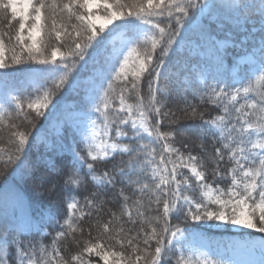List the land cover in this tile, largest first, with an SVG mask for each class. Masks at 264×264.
<instances>
[{
  "label": "snow or ice",
  "instance_id": "1",
  "mask_svg": "<svg viewBox=\"0 0 264 264\" xmlns=\"http://www.w3.org/2000/svg\"><path fill=\"white\" fill-rule=\"evenodd\" d=\"M222 10L226 12L228 22L248 32L241 41L244 50L233 65L242 71L230 77L231 83H228L205 69H198L197 83L203 85L208 101L219 107L223 114L205 119L203 113L189 105L190 110H184V117H198L203 121L220 146L213 145V152L205 157L191 152L185 154L168 143L173 131L161 130L160 125L165 118H171L169 122L174 123L177 116L176 113L162 111L163 93L156 84L165 75L162 71L165 57L178 48L183 50V42L190 40L196 32L205 38L203 26L194 25L196 18H211ZM9 11L12 20L18 22V28L13 29L14 35L0 31V69L10 66L4 57L5 35L9 42L15 40L11 64L32 62L56 65L59 57L61 63L56 66L64 72L55 85L56 89L68 82L70 72L91 60L94 67L86 78L89 90L85 92L88 107L76 125L77 132L87 141V157L91 161L106 162L117 155H126L127 163L119 167L121 176L131 179V175L135 174L137 183L150 177L151 182H144L140 192L142 195L150 193L153 198L151 202L157 205L155 209H150L154 214L147 218L143 211L136 209L137 216L143 218L142 223L146 222L150 231L141 227L135 234H130L132 229L126 230L122 224L113 230L112 220H109L101 226L103 234L83 242L74 238L79 251L67 258L56 247L60 238L77 230L72 221L66 218L65 224L70 232H58L52 241L51 252L41 246L40 264H94L89 259L93 255L99 256L103 264H163L173 251L178 253L177 264H191V257L188 261L184 260L183 250H191L195 238L186 228L171 223L172 219L181 217L185 223L188 220L214 222V227L230 225L264 233V0H52L51 3L49 0H0V19L6 18ZM117 21L124 23L117 24L116 29L105 35L106 29ZM248 24H252L251 29L246 27ZM119 29L124 30L123 41L117 46L113 33ZM73 32L75 39L62 52V35L72 38ZM53 36L56 44L48 42ZM232 44L228 40L213 41L206 53L201 55H207L218 65L222 64V53ZM157 48H160V52L153 64ZM145 74L146 97L141 90V80ZM129 75L132 80L128 79ZM114 81L121 82L118 107L111 102L116 93ZM222 84L224 87H221ZM255 85L261 87L256 88ZM125 93L134 94L135 104L126 103ZM241 94L243 103L230 108L229 103L237 101ZM4 104L8 106L12 121L8 134L13 151L7 162L18 161L17 167L30 174L31 165L26 166L22 156L30 143L29 137L34 142L36 136L27 127L18 129L23 125L35 127L36 120L44 115V110L49 105L55 107L53 92L45 90L42 97L27 102V108L34 116L23 111L25 105L17 96H11L10 100L6 96ZM93 109L100 114L96 119L93 118ZM4 111L0 109V119H3ZM21 116L23 120L18 124L16 121ZM98 120L103 122L105 138L102 153L97 150L100 146L96 144L99 133L94 126ZM90 127L91 136L88 135ZM129 135L138 141L143 140L144 136L149 140L138 146L126 144L119 147L118 142H123ZM157 144L160 150L155 147ZM71 156L72 166L67 170L58 166L54 158L43 161V165L48 173L62 175L65 187L77 188L85 180L80 168L87 163V159L74 150ZM206 159L213 164L210 171L217 183L215 189L208 182ZM87 168V177L95 181L94 164L87 163ZM115 180L113 174L105 171L103 184L115 185ZM221 181H228L226 188L219 187ZM55 188L56 182L53 180L50 189ZM196 190L204 192L205 197L196 199L189 195ZM214 191L217 193L215 196L211 195ZM121 195L124 204L120 215L127 216L129 222L135 224L132 208L140 200L129 205V196L124 195L123 191ZM67 206L69 209L78 206L75 197ZM113 217L119 220L115 213ZM102 240L105 242L102 243ZM113 240L114 244L108 243ZM15 247L18 264H37L33 259L34 246L29 245L26 249L16 241ZM248 247L253 252L258 247L264 257V238L258 245ZM126 248L131 249V254L125 251ZM0 249L4 250L0 264H12L6 239L0 243ZM205 264L214 262L206 259ZM260 264H264V259Z\"/></svg>",
  "mask_w": 264,
  "mask_h": 264
},
{
  "label": "trees",
  "instance_id": "2",
  "mask_svg": "<svg viewBox=\"0 0 264 264\" xmlns=\"http://www.w3.org/2000/svg\"><path fill=\"white\" fill-rule=\"evenodd\" d=\"M52 0H49L51 3ZM226 12L220 11L218 14L208 17H197L194 21V25H202L205 38H201L199 32H196L191 36L190 40L185 42L195 41L197 43H203L202 47L206 50L209 44L214 40V37L232 39L235 42H240L248 35L247 31L236 28L232 23L226 20ZM124 21H119L118 24H123ZM251 29L252 24L246 26ZM18 28V22L12 20L10 11L6 18L0 19V31L4 33H12L13 29ZM117 25L113 28H108L105 31V35L112 29H116ZM69 31L71 29L69 28ZM42 38V37H41ZM72 39H75V33H72V38H68L62 35L61 51L67 50L66 46L72 44ZM50 44H56L54 36L48 41ZM4 43V57L5 62L10 63L8 68L0 69V109H5L3 119H0V243L6 239L9 249L11 251L12 264H18L15 258L16 247L15 242L19 241L27 249L29 245L34 246L35 254L33 259L40 264L41 255L40 248L44 246L49 252L53 247L52 241L56 238L58 232L64 230L70 232L65 224L66 218L71 220L73 226L77 229L76 232H70L66 237H62L57 241L56 247L60 249L64 257H70L76 254L79 249L74 242L75 240H88L96 237L98 234H103L102 225L112 220V228L119 227L121 224L127 229H132L130 234H135L141 227L150 231L146 222L142 223L141 217L137 216L136 209L144 212V217H150L154 213L150 209H155L157 205L152 203V197L149 194L142 195L140 192V186L144 182H151L150 177L141 179L138 183L137 176L131 175V179L128 176H121L119 167L124 166L127 163L128 157L126 155H117L114 159L105 161H91L87 157L88 144L87 141L77 136L76 132L72 131V128L66 126L67 134H73V141L68 140V136L65 137L66 146H63L57 139L54 141V148L48 151L46 155L49 158H54L61 168L67 170L72 166L71 151L79 153L85 156L87 163H93L95 166L96 179L93 181L87 177L88 168L87 163H84L80 168L81 174L85 177L83 183L77 188L65 187L63 176H57L53 173H48L44 167L42 160L38 157L35 151L36 140L33 142L32 137H29L30 143L25 147V152L22 156L24 164L31 165L30 174H27L25 169L18 168V161L15 163H8V156L12 154L13 146L9 143L8 128L12 121L9 119L8 106L4 104V98L7 96L11 99V96H17L22 103H24L23 111L31 116L34 113L27 108V102L34 99L36 96L44 93L45 90L53 92L55 98H59L63 101L71 100L74 98V93L71 92L73 84L82 83L81 80L84 76L90 73V69L93 66L91 60L77 70L69 73L68 82L60 89H56V81L54 80L53 73L57 68L56 65L61 63L59 57L57 58L56 65H39L32 62L11 64V56L13 53V46L15 40L11 42L8 40V36L3 38ZM244 49L239 48L236 44L233 47L227 48L222 53V64H217L209 57H200V55H191L181 51L179 48L175 52H171L164 58L165 63L162 68L164 77L157 81L156 86L163 93L162 111L170 113H176L177 119L174 123L169 122L171 118H165L160 127L162 131H173V135L169 138L168 143L174 147L179 148L181 152L187 154L191 152L194 155L205 157L206 154L210 155L213 152V145L219 147L215 139L212 137L211 132L207 129V126L203 124L198 117L186 118L184 117V110L188 109L189 105L196 107L198 112L204 114L205 119H209L216 115L223 114L219 107H215L208 101V97L204 95L203 85L197 83L198 69L209 68V73L216 75L218 79H222L231 83L230 70L234 65L235 58L239 57ZM18 51V49H17ZM160 48H157L154 55L153 64L158 57ZM62 69V68H61ZM242 71V69H241ZM240 71V72H241ZM141 80V90L145 97L147 96L146 80ZM23 81L22 83H20ZM215 83V81H209ZM114 87L120 89L121 83L114 81ZM221 87H224L222 84ZM239 87V85H237ZM256 88H260V85H255ZM255 96V93L252 94ZM203 96V101L201 100ZM238 98L237 101L229 103V107L232 105L238 106L239 103H243L242 99ZM130 100L135 102L134 94H130ZM228 103V101H225ZM147 103V99L145 100ZM87 105L83 107L87 109ZM14 108V105H13ZM99 113H95L93 109V118L99 117ZM23 120L21 116L16 122L19 124ZM51 123V118L41 116L36 120L35 127L29 125H23L18 130H23L25 127L29 128L33 135L47 128ZM97 127H103L102 120H98ZM89 136L91 134L88 133ZM149 139L143 138V140H136L130 135L125 143L128 145L139 143H145ZM163 143V141L161 142ZM151 147V145H149ZM155 147L160 150V145ZM63 152V154H59ZM213 164L210 159H206V169L208 170V182L213 187H217V183L214 182V178L211 174V168ZM105 171L113 174L116 178L115 185L103 184V177ZM43 177V179H42ZM56 182L55 190L50 189V182ZM228 181H221L219 183L220 188H226ZM129 196L128 204L132 205L136 200H140V203L132 208L133 218L136 223L129 222L127 216H121V208L124 204L123 196ZM99 193V195H94ZM75 197L78 206L75 209H69L68 203L71 202V198ZM91 201V203H89ZM214 209L215 205H212ZM160 214L162 215V205L159 206ZM113 213L119 220L113 217ZM26 219V220H25ZM173 225L179 224L181 228L193 229L199 227L198 222L188 220L183 222V218L172 219ZM159 227L158 225H156ZM91 234V235H89ZM224 232L219 233V236L224 235ZM123 235V234H121ZM215 235H217L215 233ZM93 242H96L93 240ZM102 243L105 241H101ZM108 243L114 244L115 241H109ZM153 242V247H154ZM119 247L118 245L116 246ZM125 251L131 254V249L126 248ZM4 255V250L0 249V256ZM94 264H103L99 256L93 255L89 257ZM178 253L173 251L170 253V258L163 262V264H177ZM224 262V261H223ZM225 263V262H224Z\"/></svg>",
  "mask_w": 264,
  "mask_h": 264
},
{
  "label": "rangeland",
  "instance_id": "3",
  "mask_svg": "<svg viewBox=\"0 0 264 264\" xmlns=\"http://www.w3.org/2000/svg\"><path fill=\"white\" fill-rule=\"evenodd\" d=\"M118 22L119 21L115 22L108 28L115 27ZM123 32V29H119L113 33V38L117 46H120L123 41ZM214 40H228L230 42H233L232 46L229 47H233L236 44L237 47L243 49L240 42H235L232 39L214 37ZM202 45L203 43H197L195 41L183 42L181 46L183 50L181 51L190 53L191 55H200V57H208L207 55H201V53H206L207 51V48L205 50ZM236 59L237 58H235V60ZM93 67L94 65L91 67L90 73L83 77V79L81 80L82 83L73 84L71 92L74 93V98H72L71 100L63 101L53 96V103L55 107L49 105L48 109L44 110V116L50 117L51 123L47 128L39 132V134L37 135L35 146V151L38 154V157L42 160V162L49 159L46 153L54 148L55 139L61 142L63 146H66V136H68L69 141H73L74 135L72 133L67 134L65 128L66 126L72 128V131L76 132L77 136L81 137V134H79L76 130V125L80 123V118L84 111L83 107L87 105L85 99V92L89 90V83L86 78L89 77V75L92 73ZM204 69L209 73V68ZM240 71L241 68L232 66L230 70V76L233 77ZM63 72L64 70L61 68H58L54 71L53 77L56 82H58L59 77ZM128 79L132 80V76L129 75ZM22 82L23 81H21L20 83ZM119 90L120 89H116L115 96L112 98L111 101L115 107L119 106ZM43 94L38 96L42 97ZM38 96H36L32 100H35ZM125 96L127 98L126 103L135 104V102L130 100V93H125ZM109 111H111V109H109ZM120 115H124V113H121ZM94 127L99 133L96 139V144L100 147L97 150L102 153L103 142L105 139L103 136V127ZM89 134L92 135L91 127L89 128ZM144 137L149 139L147 136ZM118 144L119 147H124L126 145L125 140H123V142H118ZM109 154H111L110 150ZM183 171L187 173V169H184ZM187 174L190 175V173ZM213 189H215V187H213ZM216 194L217 193L215 191L211 193V195L213 196H215ZM189 195L196 199H203L205 197V193L200 190L192 191L191 193H189ZM213 223L214 222H198L199 227L187 230V232L191 234L195 239L194 246L191 250H183L185 261H188L191 257V264H205L206 259L212 260L214 264H229V262H232V264H260V261L264 259V257L261 256L258 247L254 252L250 251L248 247L251 244L258 245L259 241L264 238V233H257L250 229H240L230 225H220L219 227H214ZM221 232H224L225 234L219 236V233ZM215 233L217 235H215Z\"/></svg>",
  "mask_w": 264,
  "mask_h": 264
}]
</instances>
